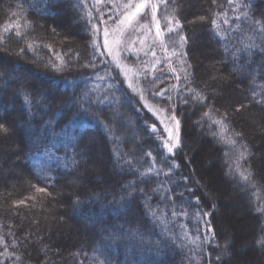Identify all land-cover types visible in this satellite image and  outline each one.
<instances>
[{
	"label": "trees",
	"instance_id": "16d2710c",
	"mask_svg": "<svg viewBox=\"0 0 264 264\" xmlns=\"http://www.w3.org/2000/svg\"><path fill=\"white\" fill-rule=\"evenodd\" d=\"M127 2L0 0V264H227L218 192L188 148L195 136L246 200L264 256V0H165L160 45L123 58L144 95L171 96L148 103L176 108L174 156L105 50ZM166 17L181 27L168 32ZM142 25L136 34L149 32Z\"/></svg>",
	"mask_w": 264,
	"mask_h": 264
},
{
	"label": "rangeland",
	"instance_id": "374dc122",
	"mask_svg": "<svg viewBox=\"0 0 264 264\" xmlns=\"http://www.w3.org/2000/svg\"><path fill=\"white\" fill-rule=\"evenodd\" d=\"M142 20L147 24L149 32L146 31L147 33L136 34L135 31L130 28L133 30L130 34L125 32L122 34L119 31L111 34L109 33L108 37L109 48L111 49L113 59L126 70V74L130 80L136 75V72L134 70H128L129 65L123 63V58L128 59L130 56L131 60L135 63L140 58H144V53L150 48L149 44L153 43L154 46H158L162 38V32L160 37L157 38L156 29L154 26H151L150 12L147 18L145 19L142 17ZM141 25L142 22L140 19L138 24H134V27L136 28ZM151 55H153V53ZM149 105L154 110H158L155 115L152 111L150 112H152L159 121L164 144L167 140V133L164 131V127L165 125H169L174 128L175 122L170 121V109H166L157 103ZM188 148L195 153V164L202 179L210 185L211 190L218 192L216 195H218L217 197L221 203L218 229L224 237V245L228 246V250L226 248L223 250L222 257L226 258L228 253L229 255L231 254V258L227 260V264H264V256L252 249L250 241L253 236H248L249 234L253 235L254 231L252 232L253 221L248 217L249 213L246 200L241 199L238 194L235 193L234 188H229L226 184L221 182L223 178L221 176L219 160L215 154L206 147V144L195 136L188 145ZM259 157H264V152H262ZM220 191L222 195H220Z\"/></svg>",
	"mask_w": 264,
	"mask_h": 264
},
{
	"label": "snow or ice",
	"instance_id": "6c2138e0",
	"mask_svg": "<svg viewBox=\"0 0 264 264\" xmlns=\"http://www.w3.org/2000/svg\"><path fill=\"white\" fill-rule=\"evenodd\" d=\"M100 0H97V3H99ZM165 3V0H128V2L126 4H116V7L120 8L121 11L117 13V15L120 17L117 21L116 24L117 26L120 28L121 33L123 34L124 31H126L129 28H132L133 30H135L134 27V23L138 24L140 19L143 18H147V16L151 15V26H154L156 29V36L157 38L160 37L161 35V27H160V20L157 18V9L158 7ZM229 3H231V0H229ZM87 7V5H85ZM147 10V11H146ZM168 19V27H167V31L168 32H174L176 31V29L181 27L180 21L178 19H175V17H171V18H167ZM237 19H239V17H237ZM91 22V21H90ZM100 23H104L107 24V21H99ZM174 23V26H173ZM213 25L216 24V21L212 22ZM143 27H148L147 25H142ZM93 31L98 32L99 30L96 28V25L93 24ZM17 35H19L17 33ZM104 46H105V50L108 51L109 55H112L111 49L109 48V31L107 30V28H105L104 31ZM179 41H180V45L181 47H183L185 41V37L183 35L179 36ZM33 46L31 44L28 45V48L31 49ZM97 50H99V46H97ZM49 51H52V49L49 47ZM173 55H176L175 52L172 53ZM153 55H155V53L153 52ZM183 55V54H181ZM49 65L51 66L52 61L48 62ZM117 67H120L119 63H117ZM188 67L190 68L191 65H188ZM57 71H59L60 69L57 68ZM122 72H125V70L123 68H121ZM174 71V69H173ZM125 80H128V87L132 90L133 93H136L137 91H139L141 93L139 99L141 102L144 103V107L148 108L149 111H152L153 114H157L158 110H154L148 103V100L151 99H155L156 97H159L160 99L157 100V103H162L164 100H167L168 105H172V99L171 96H165V92L167 91L166 89H152L151 90V97L144 95V92L149 91V89L147 87L143 88V89H139L137 84L133 83L130 78L127 76L126 72H125ZM177 80L180 79L179 76L175 77ZM157 81H161L160 77H156L155 80L152 81H147L145 80V84H155ZM67 82V81H66ZM125 99L128 100L129 98L127 97V95L125 94ZM181 100H184V97L181 96L180 97ZM187 102V101H185ZM258 103L260 101H257ZM81 107L83 108L84 105L82 104ZM239 110V109H238ZM205 115H207V113H205ZM170 121H174L175 122V127H170L169 125H165L164 127V131L167 133V140L165 141L163 147L167 150V152L170 155H175V150L177 148H179L182 144L181 141V122L180 120L177 119V112H176V108L172 107L171 113H170ZM215 123L217 124H221V121H215ZM8 129L5 128V126L3 124H0V132H7ZM151 131L153 133H155L157 131V128L155 126H152ZM237 135H239V133H237ZM241 157H243V153L240 154ZM157 175H159V172H157ZM245 181H247L249 179L248 175L244 176ZM38 192H44L45 189L44 188H37L36 189ZM174 215L176 214L175 212L173 213ZM204 216H207V213L203 214ZM209 232L212 231L211 227H209L207 229ZM194 243V241H192ZM207 242V241H205ZM260 243L264 244V241H260ZM217 259H220V257H217Z\"/></svg>",
	"mask_w": 264,
	"mask_h": 264
}]
</instances>
